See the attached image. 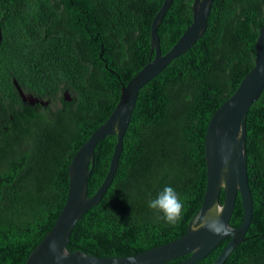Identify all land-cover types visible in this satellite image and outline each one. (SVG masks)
Instances as JSON below:
<instances>
[{
	"label": "trees",
	"instance_id": "16d2710c",
	"mask_svg": "<svg viewBox=\"0 0 264 264\" xmlns=\"http://www.w3.org/2000/svg\"><path fill=\"white\" fill-rule=\"evenodd\" d=\"M29 1L36 23L53 19L63 31V35L49 33L47 44L42 34L33 43L47 45L50 67L63 69L58 73L71 85L79 81L78 106L49 116L29 111L11 121L7 104L13 96L12 52L10 47L0 50V93L7 97L1 99L0 119L13 122L0 137V264H25L53 228L68 197L74 155L110 117L122 86L154 58L151 26L165 0ZM193 3L175 0L165 15L158 28L163 54L192 24ZM76 19L78 24L72 22ZM263 24L264 0L215 1L203 38L140 90L114 181L101 202L76 224L69 251L126 257L185 235L206 193L210 120L254 67ZM9 37L4 35L1 45L8 44ZM64 47H79L80 57L68 56ZM90 47L96 49L91 52L97 58L105 57L103 66L88 63L84 49ZM38 50L42 54L44 47ZM59 84L53 79L52 89ZM4 126L0 123L1 129ZM116 142L115 135L107 136L95 149L89 197L104 182ZM247 151L253 219L245 241L225 264H264V92L248 113ZM165 186L173 187L184 203L177 226L148 207ZM224 199L222 192V203ZM243 218L238 197L231 225L239 227ZM228 242L197 264H213Z\"/></svg>",
	"mask_w": 264,
	"mask_h": 264
},
{
	"label": "water",
	"instance_id": "95a60500",
	"mask_svg": "<svg viewBox=\"0 0 264 264\" xmlns=\"http://www.w3.org/2000/svg\"><path fill=\"white\" fill-rule=\"evenodd\" d=\"M175 0H165L151 26V52L147 65L121 89V97L107 121L91 135L74 155L69 166V192L56 223L30 254L25 264H197L221 243L228 244L213 264H225L233 251L245 241L251 226L254 202L249 187L247 118L254 103L264 92V24L256 41L255 64L241 81L238 89L212 116L205 141L207 188L200 210L191 219L187 232L171 243L126 257H97L83 251L68 249L73 229L84 215L97 206L116 176L123 152L124 138L131 123L140 90L158 77L175 59L187 53L207 32L208 21L216 0H194L192 24L180 40L162 53L158 28ZM115 135L117 142L108 173L93 197L88 195V180L95 165V149L107 136ZM222 192L225 194L221 202ZM238 197L244 208L242 224L231 225ZM223 206L219 217L228 234L216 235L206 226L217 219L213 206ZM55 245V249L51 247ZM66 254V255H65ZM188 256L180 262H174Z\"/></svg>",
	"mask_w": 264,
	"mask_h": 264
},
{
	"label": "flooded vegetation",
	"instance_id": "af4514ba",
	"mask_svg": "<svg viewBox=\"0 0 264 264\" xmlns=\"http://www.w3.org/2000/svg\"><path fill=\"white\" fill-rule=\"evenodd\" d=\"M0 3H2V5L0 4V50L10 47L12 52L9 78L13 96L7 104L12 113L10 120L14 122L15 120L13 119L16 115L17 118H20L24 113H29V111L49 116L53 112L67 113L76 110L78 101L75 102V99L79 81L74 80L72 81L73 85H71L70 80L58 73L63 72V69L50 67L48 62L49 48L47 45H35L33 43V40L37 41L36 37L40 36L39 34L43 35L44 43H46L49 33L63 35V33H60L63 31L53 19L36 23L37 19L35 20V17H33L29 0H1ZM85 20L91 23L86 16ZM72 22L78 24L79 21L76 19ZM81 24L79 23V26ZM40 28H43L42 33L37 30ZM6 34L10 35V42L6 45H1L2 37L6 36ZM40 47H44L42 54V51L38 50ZM100 49L104 51V47H100ZM94 50L96 49L91 47L84 49L88 63L95 62L103 66L105 57L101 55L97 58L91 52ZM64 51L65 54L67 51L69 53L68 56L71 57H80L82 52L79 47H67ZM0 60H2L1 54ZM115 61L118 63V60ZM68 73L70 75L71 70ZM53 79L60 82L57 90L52 89ZM5 98L7 97L0 93V106L3 101L1 99ZM13 122L8 124L5 120L0 119V123L5 124L2 129L0 128V137L5 134L3 132L8 131V127Z\"/></svg>",
	"mask_w": 264,
	"mask_h": 264
},
{
	"label": "clouds",
	"instance_id": "9594fccd",
	"mask_svg": "<svg viewBox=\"0 0 264 264\" xmlns=\"http://www.w3.org/2000/svg\"><path fill=\"white\" fill-rule=\"evenodd\" d=\"M148 207L158 214H162L165 222L172 226H177L183 219L184 203L176 190L171 186H165L163 190L158 193L156 198L149 200ZM213 210L217 219L206 226L216 235L228 234L227 226L219 219L223 214V206L216 204L213 206ZM51 247L53 250L55 249L54 244ZM129 261L131 264H135V258L130 257Z\"/></svg>",
	"mask_w": 264,
	"mask_h": 264
}]
</instances>
